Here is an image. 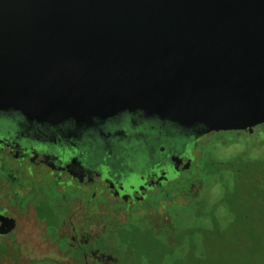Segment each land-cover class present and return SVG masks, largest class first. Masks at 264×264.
Returning <instances> with one entry per match:
<instances>
[{
    "label": "water",
    "instance_id": "water-1",
    "mask_svg": "<svg viewBox=\"0 0 264 264\" xmlns=\"http://www.w3.org/2000/svg\"><path fill=\"white\" fill-rule=\"evenodd\" d=\"M264 125V0H0V112Z\"/></svg>",
    "mask_w": 264,
    "mask_h": 264
},
{
    "label": "flooded vegetation",
    "instance_id": "flooded-vegetation-1",
    "mask_svg": "<svg viewBox=\"0 0 264 264\" xmlns=\"http://www.w3.org/2000/svg\"><path fill=\"white\" fill-rule=\"evenodd\" d=\"M213 134L141 111L57 125L0 112L1 263L121 264L110 250L132 224L177 234L178 174Z\"/></svg>",
    "mask_w": 264,
    "mask_h": 264
},
{
    "label": "trees",
    "instance_id": "trees-1",
    "mask_svg": "<svg viewBox=\"0 0 264 264\" xmlns=\"http://www.w3.org/2000/svg\"><path fill=\"white\" fill-rule=\"evenodd\" d=\"M150 226L118 236L110 252L121 264H264V154L198 160L178 174L177 234ZM9 253L0 243V264Z\"/></svg>",
    "mask_w": 264,
    "mask_h": 264
},
{
    "label": "rangeland",
    "instance_id": "rangeland-1",
    "mask_svg": "<svg viewBox=\"0 0 264 264\" xmlns=\"http://www.w3.org/2000/svg\"><path fill=\"white\" fill-rule=\"evenodd\" d=\"M227 141H229L228 144L220 143ZM92 142L93 141L90 138H88L87 141H84V144H86V150L88 152L92 147ZM107 152L108 149L106 148V153ZM199 153V161L209 158L220 161H228L230 158L236 157L242 153H247V156L249 157L259 156V154H264V128L256 127L247 130L244 134H241L237 138L232 137V135L215 133L207 140L202 142V144L199 146ZM193 154L198 156L197 151H194ZM100 161H103V159L100 158ZM38 188L46 190L48 194L52 191L48 186L47 188ZM29 248L32 249V258H42L44 255L49 253L48 250L43 247L30 246ZM26 257L30 258L29 255ZM26 257L24 259H26Z\"/></svg>",
    "mask_w": 264,
    "mask_h": 264
}]
</instances>
